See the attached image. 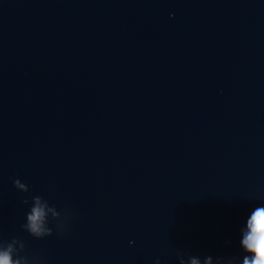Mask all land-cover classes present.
I'll list each match as a JSON object with an SVG mask.
<instances>
[{
	"label": "water",
	"instance_id": "water-1",
	"mask_svg": "<svg viewBox=\"0 0 264 264\" xmlns=\"http://www.w3.org/2000/svg\"><path fill=\"white\" fill-rule=\"evenodd\" d=\"M257 209L264 0H0L10 264H245Z\"/></svg>",
	"mask_w": 264,
	"mask_h": 264
},
{
	"label": "clouds",
	"instance_id": "clouds-1",
	"mask_svg": "<svg viewBox=\"0 0 264 264\" xmlns=\"http://www.w3.org/2000/svg\"><path fill=\"white\" fill-rule=\"evenodd\" d=\"M42 213L38 209H33L29 215L30 227L33 232H39V219ZM246 250L253 252L251 260L246 259L245 264H264V209H257L252 215L249 223V232L242 240ZM0 264H10L7 254H0ZM195 264V262H193Z\"/></svg>",
	"mask_w": 264,
	"mask_h": 264
}]
</instances>
